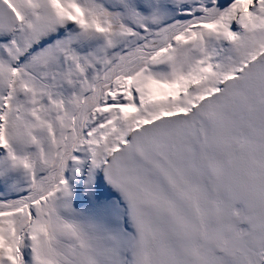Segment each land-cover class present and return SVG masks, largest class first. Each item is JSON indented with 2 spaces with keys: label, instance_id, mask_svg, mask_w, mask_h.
Masks as SVG:
<instances>
[{
  "label": "snow or ice",
  "instance_id": "1",
  "mask_svg": "<svg viewBox=\"0 0 264 264\" xmlns=\"http://www.w3.org/2000/svg\"><path fill=\"white\" fill-rule=\"evenodd\" d=\"M0 264H264V0H0Z\"/></svg>",
  "mask_w": 264,
  "mask_h": 264
}]
</instances>
